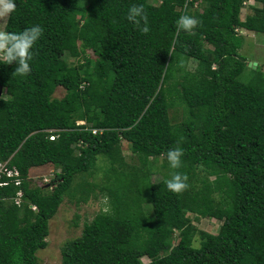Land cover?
Instances as JSON below:
<instances>
[{
  "label": "trees",
  "instance_id": "obj_1",
  "mask_svg": "<svg viewBox=\"0 0 264 264\" xmlns=\"http://www.w3.org/2000/svg\"><path fill=\"white\" fill-rule=\"evenodd\" d=\"M247 1L16 0L4 28L43 34L30 74L0 64V162L20 179L0 186V264H38L63 199L94 188L106 208L63 244L61 264H264V70L240 53V30L264 34V0L242 20ZM133 4L148 33L127 19ZM185 14L199 20L192 31L176 24ZM174 147L179 169L167 160ZM43 165L58 169L47 187L29 175ZM96 168L102 181H86ZM175 171L188 176L179 193L165 183ZM187 213L217 218L218 231Z\"/></svg>",
  "mask_w": 264,
  "mask_h": 264
},
{
  "label": "rangeland",
  "instance_id": "obj_2",
  "mask_svg": "<svg viewBox=\"0 0 264 264\" xmlns=\"http://www.w3.org/2000/svg\"><path fill=\"white\" fill-rule=\"evenodd\" d=\"M255 3L254 0H248L246 2V5L243 6L240 13V18L242 20L245 19L247 14L251 13L249 5ZM255 5L258 4L256 3ZM6 19L7 18H5V20ZM5 20L0 22V28H3ZM240 32L244 34V46L240 50V53L246 58L247 65L255 68L258 64H262L261 69L264 70V34H257L245 29L240 30ZM254 62H256L255 66H253ZM244 71V75L248 78L251 73L250 69L247 67ZM64 94V87L58 86L53 96L61 98ZM175 113L176 111H174V109H170V114L173 115ZM122 149V154L127 162H135V156L131 153L129 145L125 141L122 142ZM154 171L151 179L157 181L160 175L157 173V170ZM57 172L58 169L49 165H43L31 168L29 170V175L34 183L42 187H47L50 186L47 185V183L51 182V179ZM91 174L92 175H85L86 181H102L103 173L101 168H96ZM41 190H43L42 192L45 194L50 191L48 188ZM76 199L82 201L76 202L66 196L60 204L56 214L49 220V233L46 237L47 246L37 251L38 264H61V248L63 244L69 239L80 236L84 222L91 220L97 212L106 208L105 204L107 199L99 192L98 188H94L86 199L80 198L79 194H76ZM187 215L191 218L193 224L201 230L216 233L219 229L220 220L217 218L198 217L196 214L192 213H187ZM199 243L200 237L199 234H196L194 237V246H199ZM148 260L147 257H142L143 262H147Z\"/></svg>",
  "mask_w": 264,
  "mask_h": 264
},
{
  "label": "clouds",
  "instance_id": "obj_3",
  "mask_svg": "<svg viewBox=\"0 0 264 264\" xmlns=\"http://www.w3.org/2000/svg\"><path fill=\"white\" fill-rule=\"evenodd\" d=\"M16 8V0H0V22H3L5 18H10ZM127 19L137 24H139L142 20L143 26L140 30L143 33L149 32V23L143 4H133L128 9ZM176 24L179 29L192 31L199 24V20L194 16L185 14L179 16ZM42 34L43 28L38 24L27 26L18 32L9 31L5 29L3 25V28H0V64H11L12 62H15V73L19 75L30 74L32 72L31 62L34 57L33 47ZM84 122L85 121L82 119L76 121L77 124H84ZM47 131L49 133L48 138L50 140L57 137L56 132L58 129H48ZM97 131L98 129H93L94 133ZM183 154V149L181 147H174L167 151V160L171 169H179L181 167V158ZM5 161H7L8 167V160ZM3 177H5V179L0 180V186L10 183V181H14V179H11L13 176H0V178ZM187 181L188 176L185 173L175 171L171 174V177L165 181V183L166 187L170 191L179 193L188 187Z\"/></svg>",
  "mask_w": 264,
  "mask_h": 264
},
{
  "label": "built area",
  "instance_id": "obj_4",
  "mask_svg": "<svg viewBox=\"0 0 264 264\" xmlns=\"http://www.w3.org/2000/svg\"><path fill=\"white\" fill-rule=\"evenodd\" d=\"M6 175L7 177H11L13 175H18V171L15 168H8L7 167V161L0 162V176ZM14 185H19L20 184V179H14ZM22 196H23V191L18 189L16 191V195L14 196V201L16 204H20L22 201ZM34 208V206H33Z\"/></svg>",
  "mask_w": 264,
  "mask_h": 264
},
{
  "label": "water",
  "instance_id": "obj_5",
  "mask_svg": "<svg viewBox=\"0 0 264 264\" xmlns=\"http://www.w3.org/2000/svg\"><path fill=\"white\" fill-rule=\"evenodd\" d=\"M256 62H254L253 66H255Z\"/></svg>",
  "mask_w": 264,
  "mask_h": 264
}]
</instances>
